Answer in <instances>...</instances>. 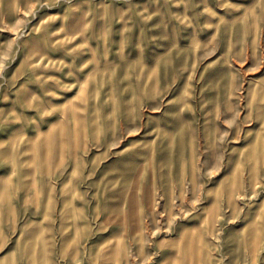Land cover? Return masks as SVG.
<instances>
[{"label":"rangeland","instance_id":"374dc122","mask_svg":"<svg viewBox=\"0 0 264 264\" xmlns=\"http://www.w3.org/2000/svg\"><path fill=\"white\" fill-rule=\"evenodd\" d=\"M0 264H264V0H0Z\"/></svg>","mask_w":264,"mask_h":264}]
</instances>
